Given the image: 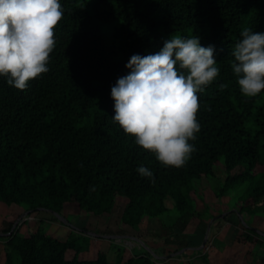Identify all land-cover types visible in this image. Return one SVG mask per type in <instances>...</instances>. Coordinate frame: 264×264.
<instances>
[{
	"label": "trees",
	"instance_id": "16d2710c",
	"mask_svg": "<svg viewBox=\"0 0 264 264\" xmlns=\"http://www.w3.org/2000/svg\"><path fill=\"white\" fill-rule=\"evenodd\" d=\"M62 4L65 15L56 28L49 71L30 79L24 89L0 76V202L24 207L30 215L42 211L63 215L72 205L80 216L109 217L122 201L120 228L136 229L146 216L169 213L172 198L179 229L198 218L205 235L208 225L191 195L195 181L217 178L223 164L225 178L215 195L221 199L244 186L235 213L254 260L264 264V236L251 222L264 217V92L254 97L243 94L231 66L242 28L264 31V0H62ZM114 22L119 25L107 44L102 27ZM171 34H198L203 45H215L221 68L217 79L198 94L201 128L193 141L196 149L179 167L163 164L112 118L111 88L130 71L131 55L157 51ZM225 82L228 87H221ZM140 164L152 169L153 177L141 175ZM72 228L74 233L66 240L43 224L29 236L15 230L5 239L4 264H153L151 252L116 263L105 252L82 260L86 249L81 239L90 229ZM201 260L212 264L208 253Z\"/></svg>",
	"mask_w": 264,
	"mask_h": 264
},
{
	"label": "clouds",
	"instance_id": "9594fccd",
	"mask_svg": "<svg viewBox=\"0 0 264 264\" xmlns=\"http://www.w3.org/2000/svg\"><path fill=\"white\" fill-rule=\"evenodd\" d=\"M64 15L62 0H0V76L8 84L24 89L49 71ZM214 53L215 45H203L198 34H171L157 51L132 54L130 71L112 85L113 120L165 165H184L196 149L198 94L221 72ZM232 55L242 93L264 92V31L243 27ZM137 170L154 175L144 164Z\"/></svg>",
	"mask_w": 264,
	"mask_h": 264
},
{
	"label": "rangeland",
	"instance_id": "374dc122",
	"mask_svg": "<svg viewBox=\"0 0 264 264\" xmlns=\"http://www.w3.org/2000/svg\"><path fill=\"white\" fill-rule=\"evenodd\" d=\"M119 24L114 22L110 25H104L103 32L105 34V40L107 44H110L114 37V32ZM225 178V170L223 164L217 170V178L206 179L203 181H195L196 190L193 193L195 201V209L198 213L204 217V222L209 226L211 220L213 221L210 231L204 235L201 230L200 219L196 218L192 221V225L188 229L192 233L183 234L179 229V213L174 208V201L169 198L168 208L170 212L158 217L164 230L162 234L163 239L167 236L166 230L173 229L172 241L175 240L176 244L165 243L162 237H158L156 234L155 242L148 244L135 245L134 239L136 236L125 234V230L120 228V219L125 207L122 201H119L111 216L109 217H94V216H80L75 211L72 205H67L63 211V215L71 226L83 228L88 227L93 233L104 235L100 239L89 234L82 236V243L85 246L86 251L81 254L83 260H94L97 258L100 252H105L108 259L111 262H120L122 259H126L129 256H142L147 252H151L152 249V261H156L153 253L158 256L166 257L159 262L162 264H206L201 260V255L208 253L209 259L212 264H259L254 260L253 247L250 243L246 242L243 237V225L240 222V217L235 213L236 199H238L244 192V186H240L231 191L225 197L218 199L215 195L216 188H218ZM230 208V209H229ZM5 203L0 202V264L5 262V239L9 236L7 230L11 223H16L20 219L19 214H13ZM7 212L11 213L5 219L6 225L1 224L2 218L7 216ZM221 215H224L223 217ZM2 216V218H1ZM36 218L32 221L22 222L17 228V232L24 236H29L34 232L41 224L51 232L54 236L61 240H66L74 230L71 226L64 224L61 221H55L53 214L49 212H40L33 214ZM211 216H214L211 218ZM52 219L54 222L46 223L47 219ZM11 221V223L7 222ZM31 222H34V226L30 227ZM252 224L260 225L261 219L254 217ZM25 226V227H24ZM28 226V227H26ZM88 228V229H89ZM264 231V228H262ZM137 233H140L141 227L135 229ZM78 234V233H77ZM106 235L119 236L113 239H108ZM124 236V237H121ZM97 240V241H96ZM160 241V242H159ZM174 242V243H175ZM182 244H186L181 246ZM178 243L180 245H178ZM189 244V245H188ZM191 246V247H189ZM173 255V256H172ZM169 256H172L169 258ZM181 260V261H180Z\"/></svg>",
	"mask_w": 264,
	"mask_h": 264
},
{
	"label": "crops",
	"instance_id": "0c3cea01",
	"mask_svg": "<svg viewBox=\"0 0 264 264\" xmlns=\"http://www.w3.org/2000/svg\"><path fill=\"white\" fill-rule=\"evenodd\" d=\"M9 208L12 209L11 211H12L13 214L20 213L19 214V216H20L19 218H21L26 212H28L24 207L12 206V207H9ZM236 209H234V211ZM11 215H12L11 213L7 212V216H4V219L1 216V218H2L1 224L2 225H4V224L6 225L5 219H7V217L8 216H11ZM256 217H257V219H261V222H260V225H255V227L258 228V229H260V230H262V228H264V217H261V216H256ZM7 222L11 223L10 220L9 221L7 220ZM49 222H52L53 223L54 221L52 219H49L48 218L47 221H46V223H49ZM32 223L34 224V222H31V225H29L30 227L34 226ZM191 225H192V222L190 223V225L185 230L182 231L184 235L187 234V233H192V231L189 232V230H188ZM26 227H28V226H26ZM139 227H141L140 233H137L135 231V229H133L130 226H126L124 228V230L126 232L125 234H129L131 236H136L137 237L136 239H134V241L136 242L135 245H137L138 243L139 244H142L139 240L143 241L145 244H148L149 242H151V243L155 242V244H156L157 243V239H155L156 234H158L157 235L158 237L161 236L162 239L164 238L163 237L164 235H161L162 234V230L165 229L164 228V225H162V223L160 222V220L157 219V218H149L148 216H146V217H144L142 219V222L140 223ZM83 228H89V226L88 227H83ZM0 229H1V226H0ZM166 232H167V236H165L166 239H163V240H164L165 243H168V242L171 241V238H172V236H173L174 233H173V231L171 233H169L170 230H166ZM103 236L104 235H100V237H96V238L98 240V238L100 239ZM174 242H175V240L172 241V243L173 244H176V242L175 243ZM178 245H180V244L178 243ZM189 247H191V246H189ZM129 257H127L126 259H128ZM81 259H82V257H81ZM113 263H115V262H113ZM153 264H162V262H159V260L156 259V261H154ZM168 264H170V262H168ZM179 264H182V262H179Z\"/></svg>",
	"mask_w": 264,
	"mask_h": 264
},
{
	"label": "water",
	"instance_id": "95a60500",
	"mask_svg": "<svg viewBox=\"0 0 264 264\" xmlns=\"http://www.w3.org/2000/svg\"><path fill=\"white\" fill-rule=\"evenodd\" d=\"M50 213H52L54 216H56L57 218H59V220L61 221V222H63L64 224H66V225H69V226H71L69 223H68V220L64 217V216H62L60 213H58V212H54V211H49ZM30 211H28V212H26L20 219H18L17 220V222L14 224V226H13V228H12V231L11 232H9V235H11L15 230H16V228L23 222V220H24V218L25 217H27L28 215H30ZM222 217L224 216V215H221ZM216 219V217H214L212 220H211V222L209 223V226H208V229H207V232H209L210 231V227H211V225H212V223H213V221ZM243 222L244 223H246V221L245 220H243ZM72 227H74V226H72ZM76 228V227H75ZM262 236H264V231H262V230H260V229H258V228H255ZM78 231H83L82 229H80L79 228V230ZM85 233L86 234H89V235H92V236H94V237H100V235L99 234H96V233H93L92 231H90V230H86L85 231ZM105 237H107L108 239H113V238H116V237H119V236H115V235H106ZM121 237H124V236H121ZM139 240V239H138ZM143 245H145V243L143 242V241H141V240H139ZM151 252H152V249H149ZM154 254V256H155V258L157 259V260H161V259H163V258H166V257H161V256H158V255H156L155 253H153ZM173 256V255H172ZM172 256H169V258H171Z\"/></svg>",
	"mask_w": 264,
	"mask_h": 264
},
{
	"label": "built area",
	"instance_id": "2783aa9c",
	"mask_svg": "<svg viewBox=\"0 0 264 264\" xmlns=\"http://www.w3.org/2000/svg\"><path fill=\"white\" fill-rule=\"evenodd\" d=\"M34 219H36V218L33 215H28L27 217L24 218L23 222H25V221H32Z\"/></svg>",
	"mask_w": 264,
	"mask_h": 264
}]
</instances>
